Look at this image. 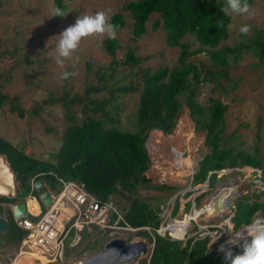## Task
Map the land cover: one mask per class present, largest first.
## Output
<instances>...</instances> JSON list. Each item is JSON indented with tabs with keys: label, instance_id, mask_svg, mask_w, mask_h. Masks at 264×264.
<instances>
[{
	"label": "trees",
	"instance_id": "16d2710c",
	"mask_svg": "<svg viewBox=\"0 0 264 264\" xmlns=\"http://www.w3.org/2000/svg\"><path fill=\"white\" fill-rule=\"evenodd\" d=\"M246 2L250 8L255 5V0ZM57 6L65 9L61 2H57ZM227 7V0H132L125 3L121 12L131 21V40L138 41L149 32L146 24L151 19L150 30H164L167 47L180 49L176 60L170 67L151 70L143 65L145 58L135 55V48L127 44L121 47L117 39L102 40L101 47L107 61L97 66L94 84H87L81 94L70 96L64 87L62 96L56 99L49 92L48 97L32 109L37 114L40 106L55 103L63 109L64 127L60 143L51 157L42 159L27 155L25 147L0 136V156L4 157L16 183L14 197L0 196V214L10 215L1 204H10L28 195L36 197L38 193L32 190V186L38 180L43 182L42 189L51 193L59 191L60 182H76L98 202H113L122 220L131 228H138L128 235L127 241L132 236L145 238L149 243L152 241L148 258L137 260L135 264H224V253L219 252L216 245L209 247V238L201 239L194 234L183 241L157 235L162 222L159 210L140 199L137 189L172 191L173 187L152 186L144 175L149 157L143 143L144 136L150 131L170 135L183 105L194 131L204 132L203 144L207 150L190 176V186L201 185L207 180L209 189L216 181V172L227 167L259 170L262 188L234 201L229 215L234 230L248 225L256 215L264 216V160L259 156L258 131L251 151L236 149L240 142L235 133L224 134L227 106L212 95L219 84H228L231 90H235L237 79L231 83L233 79L227 67L231 61L242 60L241 51L246 57L263 61L264 25L258 31L252 30L249 38L241 37L235 48H223L219 45L236 32L233 27L251 23L248 14L243 17L247 18L244 22L243 18L238 20L243 15L231 10L225 12ZM121 12L111 15L110 22L118 26L117 31L125 24ZM185 35L197 43L195 49L189 50V45L180 41ZM118 50H122L121 56H116ZM197 55L203 57L201 62L189 60ZM90 67L88 63L85 71ZM119 70L124 72L119 74ZM126 79L130 80L127 84ZM206 87H209L207 95L203 92ZM220 91L226 90L221 88ZM127 95L137 96L134 130L116 127L109 114ZM13 99L8 100L0 93V108L8 100L11 112L16 111L17 118L22 120L25 114L15 107ZM202 196L200 194L196 201ZM177 204L176 197L175 212ZM189 207L188 202L183 208L187 211ZM6 224L5 245L18 246L22 231L15 227L10 216H7ZM11 225L18 230V235L14 236L9 230ZM144 227L147 229H141ZM89 230L101 233L94 226ZM85 232L83 230L81 234ZM231 250L233 254L241 252L239 246Z\"/></svg>",
	"mask_w": 264,
	"mask_h": 264
},
{
	"label": "rangeland",
	"instance_id": "374dc122",
	"mask_svg": "<svg viewBox=\"0 0 264 264\" xmlns=\"http://www.w3.org/2000/svg\"><path fill=\"white\" fill-rule=\"evenodd\" d=\"M132 0H0V93L13 99L16 108L21 109L25 118L22 120L16 116V111L11 112L8 100L0 108V136L19 147H25V154L35 158H49L58 148L60 136L64 127L63 109L55 103L41 107L37 114L32 112L36 104H40L51 93L52 98L61 97L64 87L67 94H81L82 88L96 81L95 70L97 66L104 64L107 57L102 50V40L109 38L107 34L95 35L81 41L79 49L73 58L66 60L61 67L56 63V44L59 34L68 26L73 25L79 16L94 15L98 11L108 12L109 15L120 11L122 6ZM57 2H61L65 10L70 12L65 17L51 16L54 8H58ZM251 9V31L247 35L239 33L240 26L230 34L219 46L223 48H235L241 37L249 38L253 31H258L264 25V1L255 0ZM124 26L117 31L116 39L121 47L126 44L135 48V55L145 58L143 65L151 70L160 67H170L176 60L180 49L168 48L165 40L164 30L157 28L150 30V19L146 24L147 34L141 36L138 41L131 40L130 24L125 13ZM240 17L238 20L242 19ZM154 16L153 18H155ZM152 18V19H153ZM247 18H243L246 22ZM245 40V39H243ZM189 45V50L196 48L190 36L185 35L180 40ZM122 50L117 51L116 56L122 55ZM242 60L228 65L234 83L237 79L235 90L229 85L219 84L218 90L213 91L214 97L219 98L226 106L225 135L235 133L236 140L240 145L236 149L251 151L254 144L255 134L259 135V156L264 160V59L262 62L253 57H246L241 51ZM189 60L201 62V55L190 57ZM90 68L86 70L87 64ZM65 71L72 73L67 79H61ZM124 70H119L122 73ZM123 75L120 76V78ZM125 84L130 80L126 79ZM204 88V87H203ZM202 88V90H203ZM226 91L222 93L220 89ZM212 90V89H211ZM214 90V88H213ZM65 91V92H66ZM209 87L205 88L207 95ZM136 97L125 96L118 107L111 109L109 114L114 118L116 127L121 130H134V110ZM202 97V95H200ZM204 100V99H203ZM182 113L175 122L174 129L170 135H163L158 131H150L145 140V148L149 157V166L144 175L149 179L152 186L173 187L170 190H154L147 187L137 189L140 199L145 200L151 208H157L162 217V227L174 221L186 222L185 233L187 236L198 233L203 223L199 213L208 210L209 199L218 191L228 189L230 197L225 205L224 217H226L237 199L248 196L253 191L262 188L259 182V171L253 173L248 168L224 169L216 175L213 186L206 189L204 186L190 187L189 180L193 174L197 162L207 152L204 147V132H196L193 123L186 114V108L182 105ZM42 109V110H41ZM28 122V123H26ZM233 144V143H232ZM180 155V156H179ZM2 160L5 163L4 157ZM13 178V177H12ZM16 183L13 182V190ZM11 190L6 196H11ZM190 191V195L183 194ZM171 193V194H169ZM200 194H204L198 201ZM177 197L178 209L175 212L174 198ZM195 209L186 211L185 203H192ZM169 216L168 212L172 206ZM5 208V207H4ZM41 210L43 208L41 207ZM190 211V213H189ZM199 216V217H198ZM198 217V218H197ZM264 219L257 216L255 219ZM190 218H194L187 222ZM254 219V220H255ZM201 220V221H200ZM219 219L211 220L214 225L221 222ZM217 221V222H216ZM209 222V223H210ZM224 224V222H223ZM197 226V227H196ZM199 228V229H198ZM197 229V230H196ZM13 235H18L14 226L9 229ZM220 236L224 237L226 229L219 230ZM165 234L177 238L168 230ZM219 236V237H220ZM80 242L74 248H64V260L57 264H78L80 261L96 254L107 242L112 239H127V235H111L109 233H98L94 230L81 234ZM178 239V238H177ZM250 240V237L247 238ZM131 242H144L148 247L150 243L141 237H131ZM218 240V239H217ZM216 240V241H217ZM244 241H241L242 244ZM216 245L217 243H212ZM0 254H5L0 251ZM147 256V255H146ZM139 258V260L145 259ZM19 264H24L22 261ZM30 264V263H26ZM130 264H135L130 263Z\"/></svg>",
	"mask_w": 264,
	"mask_h": 264
},
{
	"label": "clouds",
	"instance_id": "9594fccd",
	"mask_svg": "<svg viewBox=\"0 0 264 264\" xmlns=\"http://www.w3.org/2000/svg\"><path fill=\"white\" fill-rule=\"evenodd\" d=\"M227 5H228V7L226 9H224L225 12L231 10L232 12L240 14V15L248 14L249 18L252 15L250 6L246 2V0H227ZM69 12H70V10H65L63 8H56L55 7L54 10H53V14L51 16L55 15V16L65 17ZM110 21H111V16L109 15L108 12H105V11H98L94 15L79 16L75 20V23L73 25L68 26L66 29H64L59 34V40H58V42L56 44V63H57V65L63 67L66 60L72 59L74 53H76L77 50L79 49L81 41L86 39V38H89V37H92V36H95V35L107 34L109 39H113V40L116 39L118 26L114 25ZM239 31H240L241 34L247 35L251 31V26L247 25V24L242 25L240 27ZM70 75H72V73L65 71L64 73L61 74L60 78L61 79H67ZM0 157L2 158L3 156H0ZM5 164L7 165L6 162H5ZM7 168H8V165H7ZM236 168L227 167L226 169L230 170V169H236ZM240 168H243V167H240ZM245 168L250 169L253 173H257L259 171V170H256V169H253V168H249V167H245ZM223 170H220V171H223ZM218 172L219 171H217L216 174ZM11 175L13 177L12 180L14 182V174L12 172H11ZM259 175H260V172H259ZM258 179H259V177H258ZM206 181L207 180H205V182ZM205 182L203 184H201V185H198V188L201 187V186H204L206 189H208L207 188V183H205ZM189 186H190V180H189ZM32 187H33L32 190H34V191H36L38 193V195L36 197L28 195L26 197H23V199H20V200H18L16 202H13V203H10V204H6V205L5 204H1V206L3 208L5 207L4 209H8L10 211L11 205L19 204V203H24V205H25V200L26 199L27 200L28 199H32V200H34L36 202V204L38 206H40V209L42 207L43 210H41L37 215H29L27 213L26 205H25L26 215L23 216V217L12 219L11 213H10V215L0 214V218L2 219V222H3V225H4V229H3L2 232H0V234H3V233L5 234V231H6L5 223L7 222V216L11 217V220L13 221L15 227L17 229H19L20 231H22V233H23V236L21 237V239H20V241L18 243V246L5 245L6 236H3V238L0 241V248L3 247L7 254H0V264H19L17 259L20 258L21 256L26 255V254H21V255H18V256H14V254H17V252L19 251L18 248L20 247L21 242H22L23 238L26 235V231H24V230H22V229H20L19 227L16 226V221L22 220V219H27L29 221H34V220L39 219L41 217V215L51 205L52 197L56 196L58 194V192H59L58 191L57 193H51L50 191H48L46 189L43 190L42 189L43 185L40 188H38V189L36 188L35 189L34 188V183H33ZM12 190H13V188H12ZM226 190H228V189H226ZM13 191H15V194H16V187H14ZM44 191H47L49 193L50 198H51V201L49 202L48 206H43L41 201L39 200V195L42 192H44ZM187 192H190V191H187ZM219 192L220 191H218L217 194ZM15 194H11V196H6V195H0V196H5V197H9L10 198V197H14ZM217 194L209 199L207 205L211 206V203H212L213 199L217 196ZM88 195H90V194H88ZM229 197H230V193L228 194V198ZM174 199H176V198H174ZM173 203H172V206H171V208H170V210L168 212L169 216H171L170 213H171V210H172V207H173ZM226 203H227V201L225 202V205H226ZM194 205H195V202H192L190 204V209L192 208L191 210L189 209L190 211L195 209ZM61 206L64 207V205H61ZM183 207H184V205H183ZM190 211H189V213H190ZM224 213H225V206H224V211L221 213V215L219 217L213 218V219H209V220H202V222H207V223H203L201 225L200 230L198 231V233H195V234L200 236L201 239L209 238V242H208V246L209 247L211 246L212 243H214V242L217 243L216 246H217L219 252L224 253V256H223L224 264H264V219H262V217H261V219L260 218L259 219H255V217L259 216V215H256V216L253 217L252 221L248 225H243L238 230H234L235 226L231 223V220H230L231 215H229L230 213H228V215L223 218ZM199 214H200L199 216L202 217L205 213H199ZM214 219L221 220V222L218 223L220 225H214V222H210L211 220H214ZM223 222H224V224H223ZM169 224H167L164 227H162V222H161V224L159 225V227H158V229L156 231L157 235H159V236L167 235L169 238H171L173 240H183V241L186 240L189 237L186 234L185 235L181 234V235H179L177 237L178 238L177 239V238L171 237L170 234H165V232L167 231V226H169ZM244 228H245V230H244ZM132 229H135V231L138 230V228H132ZM141 229H145V227L141 228ZM224 229H226V233L224 234V237H222V236H220L221 233L219 232V230L223 231ZM159 230L162 231V234L158 233ZM242 230H244V231H242ZM88 231H90V230H88ZM135 231H133L131 233H134ZM101 232H102V230H101ZM81 233H80V236H81ZM102 233H107V232H102ZM131 233L124 234V235L128 236ZM190 236H192V235H190ZM249 237H250V240L247 239ZM80 239H81V237L79 238V241L76 244L72 245V246L69 245L68 240H67L65 242V245L67 244V247L70 248V249L74 248L80 242ZM125 241H127V240H125ZM226 241H227L228 244H231V245H234V246H239L241 248V252L239 254H233V251L231 250V248H233L234 246L229 248V249H227V250L224 249L223 245L220 248L219 247L220 244H222L223 242H226ZM241 241H244V242L241 244L240 243ZM127 242H131V240L127 241ZM152 245H153L152 241H151L149 247L146 245L148 247V254H147L146 258H148L149 254H150V251L152 249ZM11 246H12V248H11ZM64 248H65V246H64ZM0 251H1V249H0ZM30 258H31V261L33 263L35 262L37 264H57V263H61V262L47 263V262H45L43 260H37L31 255H30ZM63 260H64V250H63L62 262H63Z\"/></svg>",
	"mask_w": 264,
	"mask_h": 264
},
{
	"label": "built area",
	"instance_id": "2783aa9c",
	"mask_svg": "<svg viewBox=\"0 0 264 264\" xmlns=\"http://www.w3.org/2000/svg\"><path fill=\"white\" fill-rule=\"evenodd\" d=\"M60 184L58 194L52 197L51 205L39 219L16 221V226L26 231V235L14 256L27 253L47 263L62 262L65 242L68 240L70 246L76 244L80 233L88 231L90 226L111 235L135 231L123 222L111 201L98 202L75 182Z\"/></svg>",
	"mask_w": 264,
	"mask_h": 264
},
{
	"label": "water",
	"instance_id": "95a60500",
	"mask_svg": "<svg viewBox=\"0 0 264 264\" xmlns=\"http://www.w3.org/2000/svg\"><path fill=\"white\" fill-rule=\"evenodd\" d=\"M147 135L144 136L145 140L147 139ZM143 147H145V141L143 143ZM207 183V181L205 182ZM43 185L41 180H38L34 183V188L38 189ZM228 190H221L217 196L213 199L211 203L210 212L204 214L201 217V220H209L213 218H217L224 211L225 202L228 199ZM39 200L41 201L43 206H48L51 198L47 191L42 192L39 195ZM10 213L12 219L23 217L26 215L25 205L24 203L13 204L10 207ZM4 229V225L2 219L0 218V232ZM159 234H162V231H158ZM224 246V249L227 250L234 245L228 244L227 241L220 244ZM223 252V251H222ZM148 254V247L144 242H127L122 239H112L107 242L103 248L93 256L84 259L79 264H130L134 263L139 258L145 257Z\"/></svg>",
	"mask_w": 264,
	"mask_h": 264
},
{
	"label": "bare ground",
	"instance_id": "6f19581e",
	"mask_svg": "<svg viewBox=\"0 0 264 264\" xmlns=\"http://www.w3.org/2000/svg\"><path fill=\"white\" fill-rule=\"evenodd\" d=\"M180 156V155H179ZM13 188V180L10 170L7 168V165L4 163L2 158L0 157V195H6L11 192ZM211 208L208 206V210L206 213L210 212ZM194 218H190L187 222H190ZM187 225L186 222L182 221H174L172 225L167 226V230L172 231V234L175 236L177 234L185 233V226ZM163 230V229H162Z\"/></svg>",
	"mask_w": 264,
	"mask_h": 264
},
{
	"label": "crops",
	"instance_id": "0c3cea01",
	"mask_svg": "<svg viewBox=\"0 0 264 264\" xmlns=\"http://www.w3.org/2000/svg\"><path fill=\"white\" fill-rule=\"evenodd\" d=\"M14 194H15V191H14ZM25 205H26V210H27V213L29 214V215H37L40 211H41V209H40V206H38L37 204H36V202L34 201V200H32V199H26L25 200ZM7 223V222H6ZM5 223V229H6V224ZM5 231V230H4ZM4 235H6V234H4ZM3 234H0V241H1V239L3 238V236H4ZM6 248V247H5ZM11 248H12V246H11ZM1 250H2V252H4L5 254H7L6 252H5V250H4V248L3 247H1L0 248ZM23 254H26V255H24V256H21L20 258H18L17 259V261H18V263L20 262V261H22L24 264H26V263H30V264H37V263H33L32 261H31V258H30V255H28L27 253H23Z\"/></svg>",
	"mask_w": 264,
	"mask_h": 264
}]
</instances>
